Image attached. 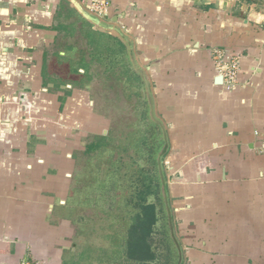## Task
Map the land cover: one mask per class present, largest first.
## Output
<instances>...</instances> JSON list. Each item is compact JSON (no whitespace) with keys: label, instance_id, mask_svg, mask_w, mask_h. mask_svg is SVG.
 <instances>
[{"label":"crops","instance_id":"1","mask_svg":"<svg viewBox=\"0 0 264 264\" xmlns=\"http://www.w3.org/2000/svg\"><path fill=\"white\" fill-rule=\"evenodd\" d=\"M96 1L115 29L70 0H0V264L102 263L95 156L108 102L144 98L132 59L168 136L183 264H264V0ZM214 49L239 56L233 89Z\"/></svg>","mask_w":264,"mask_h":264},{"label":"flooded vegetation","instance_id":"2","mask_svg":"<svg viewBox=\"0 0 264 264\" xmlns=\"http://www.w3.org/2000/svg\"><path fill=\"white\" fill-rule=\"evenodd\" d=\"M135 87V86H134ZM140 87V86H139ZM136 88V87H135ZM143 90V87H141ZM125 99H129L128 92L121 88ZM143 95L145 98L144 90ZM135 95L134 101L130 105V113L118 120L120 113L114 110L115 103L110 102L107 114L111 116V124L104 136V140L99 142L95 160L100 165L106 166L102 172L103 188L105 196L110 199L108 207L101 208L102 212L111 217L112 232L119 237L124 233L129 225L130 217L139 210L133 204L136 190L142 189V183H156V192L146 194L144 203H152L156 220L153 224V231L150 233L151 249L154 257L147 260V264H183V252L178 251L174 237L171 235V226L168 217L164 212V206L157 192V163L156 154L163 143L162 137L154 134L153 124L147 115L146 100ZM123 112V111H122ZM130 118V120H127ZM142 180V182H141ZM145 188V187H144ZM152 190V189H151ZM132 198V200H131ZM107 224V223H106ZM174 228V227H173ZM175 231V230H174ZM175 233V232H174ZM176 236V235H175ZM123 241V239L121 238ZM117 239L112 240L113 245L117 244ZM116 247V245H115ZM118 248V245H117ZM116 254V253H115ZM111 256V255H110ZM107 258L105 264H129L122 258L123 254H116V257Z\"/></svg>","mask_w":264,"mask_h":264},{"label":"trees","instance_id":"3","mask_svg":"<svg viewBox=\"0 0 264 264\" xmlns=\"http://www.w3.org/2000/svg\"><path fill=\"white\" fill-rule=\"evenodd\" d=\"M152 181L153 179H149L148 183L145 184V182H143L142 189L139 188L140 186H137L138 189L135 195H133L135 201L132 202H134L133 205L135 207L137 206L139 210L130 217L129 225L125 228L124 233L120 237L117 234L115 235L114 231L112 232V227H108L106 224V228L108 227L109 231L105 233V235H107L108 243L111 245H108L107 249H104V247L102 248L103 254H100L99 257L97 256L99 261H106L103 257L104 255H109L107 258L109 261L111 259L110 257L115 258L118 253L123 254L124 258H122V260L129 264H147L146 261L154 257L150 244V233L153 231V224L156 220L154 205L152 203H144L147 193L156 192V183L154 185ZM113 239H117L118 241L117 244H115L116 247L112 243ZM85 256V264H91L90 254L86 253Z\"/></svg>","mask_w":264,"mask_h":264},{"label":"water","instance_id":"4","mask_svg":"<svg viewBox=\"0 0 264 264\" xmlns=\"http://www.w3.org/2000/svg\"><path fill=\"white\" fill-rule=\"evenodd\" d=\"M71 3L77 8V10L82 14V16L87 19L89 22H91L95 27L101 28V29H115L112 25L108 24L98 16L90 13L88 10L84 9L76 0H70ZM118 31V29H116ZM119 32V31H118ZM131 66L133 68V71L137 75L138 79L141 81V87H143L144 94H145V100L147 103V115L149 119L153 122V124L158 125L161 133L160 136L162 137L163 143L159 147V151L156 154V163H157V192H158V197L161 199V202L164 206V212L166 213L168 217V221L170 224H172V211L169 203V198H168V190H167V179L165 175V169H164V163H163V158L165 153L167 152L168 149V136L167 132L165 129V126L163 122L156 117L155 112H154V104H153V98L151 95V90L149 86V80L147 78V75L145 71L137 65V63L132 59L131 61ZM221 75H219L216 79V81H221ZM171 235L174 237L175 242L177 244V247L179 248L178 251H180V256L181 255V246L175 236V231L173 228V225L171 226Z\"/></svg>","mask_w":264,"mask_h":264},{"label":"built area","instance_id":"5","mask_svg":"<svg viewBox=\"0 0 264 264\" xmlns=\"http://www.w3.org/2000/svg\"><path fill=\"white\" fill-rule=\"evenodd\" d=\"M107 5V2L96 0L91 1L88 11L102 19L107 15ZM212 54L214 67L216 71L222 76V80L226 89H233L236 85L238 73L240 71L239 56L220 49H214ZM22 264L35 263L24 262Z\"/></svg>","mask_w":264,"mask_h":264},{"label":"rangeland","instance_id":"6","mask_svg":"<svg viewBox=\"0 0 264 264\" xmlns=\"http://www.w3.org/2000/svg\"><path fill=\"white\" fill-rule=\"evenodd\" d=\"M130 96V98L129 99H125V95H118V100H116V102H114L115 103V108H114V110L116 111V115H117V117L120 115V113H124L123 115H120L119 116V119L118 120H120L121 121V119L124 117V116H126L127 114H129L130 113V105L132 104V102L134 101V98H135V94H134V91H133V93L130 95V94H128V97ZM114 99V98H113ZM116 99V98H115ZM121 100H123V101H121ZM110 105V102H108V105L107 106H109ZM112 105H113V102H112ZM123 111V112H122ZM127 120H130V118H127ZM97 167H98V169H100V170H102V172L105 170V168H106V166H104L103 164L101 165H99V164H97ZM101 175L103 176L104 174H102L101 173ZM103 195H105V193L103 194ZM109 202H110V199H108L107 197H103L102 199H101V202L99 203V201H98V203H96V206H99V208L101 207V208H105V207H108V205H109ZM99 204V205H98ZM85 215H89V216H87V218L88 219H90V217L92 216V215H94L93 213H90V211L89 212H87V213H85ZM97 216H99V217H97ZM95 217L97 218V220H96V223L100 226V233H101V235L98 237V238H91V240H93V242L94 243H96V244H98L99 246L100 245H102L103 247H106V246H108V245H111L110 243H108L109 241L107 240V235H105V233H107L108 231H109V228L108 227H112V225H114V224H112V222L110 223V221H108L109 219H111V217L107 214V216L104 214V212H102V210H100L99 211V213H96V215H95ZM106 223H107V228H106ZM97 225V226H98ZM97 232H98V230H97ZM94 236V235H93ZM107 249V248H106ZM101 254H103V253H101ZM111 254V253H110ZM114 254V253H113ZM112 254V255H113ZM106 258H108V256L107 255H104ZM103 256V257H104ZM99 257V256H98ZM97 257V258H98ZM100 258H102V257H100ZM83 264H85V261H84V263ZM96 264H105V262H102V263H100V262H96Z\"/></svg>","mask_w":264,"mask_h":264}]
</instances>
